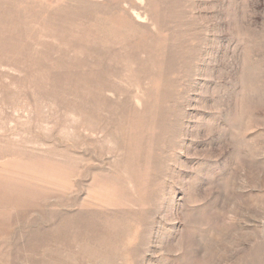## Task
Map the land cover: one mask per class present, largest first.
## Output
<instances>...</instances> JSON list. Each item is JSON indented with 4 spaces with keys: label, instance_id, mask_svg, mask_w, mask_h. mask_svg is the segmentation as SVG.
<instances>
[{
    "label": "rangeland",
    "instance_id": "1",
    "mask_svg": "<svg viewBox=\"0 0 264 264\" xmlns=\"http://www.w3.org/2000/svg\"><path fill=\"white\" fill-rule=\"evenodd\" d=\"M0 264H264V0H0Z\"/></svg>",
    "mask_w": 264,
    "mask_h": 264
}]
</instances>
